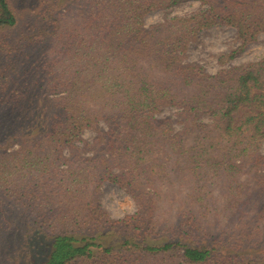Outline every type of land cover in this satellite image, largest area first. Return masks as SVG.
<instances>
[{
	"label": "trees",
	"instance_id": "16d2710c",
	"mask_svg": "<svg viewBox=\"0 0 264 264\" xmlns=\"http://www.w3.org/2000/svg\"><path fill=\"white\" fill-rule=\"evenodd\" d=\"M181 1H55L60 16L47 26L53 31L39 68L50 96L18 169L31 176L18 199L52 231L32 239L42 256L36 264H264V203L262 223L245 218L249 201L241 200L237 178L264 167V56L215 72L183 62L202 29L225 25L240 42L219 56L226 64L264 34V0H198L193 13L145 25L147 13ZM17 21L11 0H0V40ZM169 105L177 107L178 128L171 116H158ZM85 129L95 132L85 144L94 155L74 150L64 157L63 148H78ZM173 170L189 199L183 217L164 225L166 237L152 240L147 231L159 226L150 217L152 189L158 180L173 183ZM220 175L230 195L222 208L208 191ZM257 176L264 187V174ZM103 179L134 196L140 191L133 216L148 222L146 230L96 202ZM220 209L233 216L217 225L210 215Z\"/></svg>",
	"mask_w": 264,
	"mask_h": 264
},
{
	"label": "rangeland",
	"instance_id": "374dc122",
	"mask_svg": "<svg viewBox=\"0 0 264 264\" xmlns=\"http://www.w3.org/2000/svg\"><path fill=\"white\" fill-rule=\"evenodd\" d=\"M55 1L11 0L18 21L13 28L3 33L0 40V264H36L42 256H39L37 250L32 247V239L37 235L43 236L52 232L50 228L40 226L35 221L36 214L30 213V208L23 207L22 198L18 199L20 190L28 189L31 185L29 182L31 176L22 175L18 169L21 168L24 156L28 154V146H31L28 145L27 138L43 125L36 114L38 116L41 114L40 108L47 102V96H50L44 92L41 85L39 68L42 63V48L53 31L47 26L51 24V20L60 16L61 9L55 7ZM200 7L198 0H184L152 10L145 15V25L159 22L166 15H187ZM239 44L232 27L215 25L204 28L188 42L183 62L196 63L210 72H215L222 66L257 60L264 56V34H260L226 64H220L219 56ZM176 110L177 107L169 105L159 112L158 116H171L175 121L174 126L178 128ZM29 114L34 115L29 118L27 117ZM18 124L21 126V132H16ZM94 136L93 130L85 129L82 140L76 142L78 148L75 146L63 148L64 157L72 156L75 150L84 158H91L95 152L87 149L85 144ZM259 152L264 153V140L261 142ZM171 174L174 176L173 183L158 180L156 189H152V192H155L152 197L156 204L150 217L159 223V226L151 224L147 231L153 236L152 240L161 241L166 237L163 235L167 231L164 225L183 217L182 204L189 199L185 196L184 187L175 180L178 177L176 171H171ZM262 174L264 167L251 172L246 171L237 177L242 183L241 200L249 201L244 216L248 219L252 217L258 219L260 223L263 222L259 208L264 203V187L257 182L256 176L260 175V178ZM223 180L224 176L220 175L215 183L208 187L210 201L219 205V208H222L228 194L222 187ZM136 192L141 195L140 191ZM139 195L134 196L133 191L126 186L103 179L100 181L96 202H99L111 217L128 218L132 220L130 227L143 225L140 230L144 231L148 225L145 223L148 222L143 224L133 216L142 202L143 195ZM228 196L230 197L229 194ZM58 204L59 202H55L53 206ZM213 212L215 213L214 210ZM210 216L218 225L217 222L230 221L233 215L226 209H220ZM234 230H236L234 227L230 229L232 232ZM158 234L163 237H157Z\"/></svg>",
	"mask_w": 264,
	"mask_h": 264
}]
</instances>
